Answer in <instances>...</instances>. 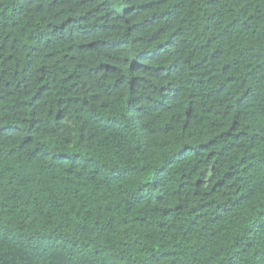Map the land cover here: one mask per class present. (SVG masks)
Listing matches in <instances>:
<instances>
[{"label":"trees","instance_id":"obj_1","mask_svg":"<svg viewBox=\"0 0 264 264\" xmlns=\"http://www.w3.org/2000/svg\"><path fill=\"white\" fill-rule=\"evenodd\" d=\"M0 264H264V0H0Z\"/></svg>","mask_w":264,"mask_h":264}]
</instances>
